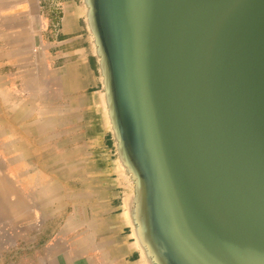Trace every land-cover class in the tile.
I'll list each match as a JSON object with an SVG mask.
<instances>
[{
  "label": "water",
  "instance_id": "1",
  "mask_svg": "<svg viewBox=\"0 0 264 264\" xmlns=\"http://www.w3.org/2000/svg\"><path fill=\"white\" fill-rule=\"evenodd\" d=\"M142 264H264V0H77Z\"/></svg>",
  "mask_w": 264,
  "mask_h": 264
},
{
  "label": "crops",
  "instance_id": "2",
  "mask_svg": "<svg viewBox=\"0 0 264 264\" xmlns=\"http://www.w3.org/2000/svg\"><path fill=\"white\" fill-rule=\"evenodd\" d=\"M0 24L33 50L26 75L55 98L52 115L68 149L56 154L77 155L58 166L64 179L31 182L29 191L15 181L13 201H0V264H142L111 169L77 0H0Z\"/></svg>",
  "mask_w": 264,
  "mask_h": 264
},
{
  "label": "rangeland",
  "instance_id": "3",
  "mask_svg": "<svg viewBox=\"0 0 264 264\" xmlns=\"http://www.w3.org/2000/svg\"><path fill=\"white\" fill-rule=\"evenodd\" d=\"M17 40L0 24V201L7 203L14 199L15 181L29 191L31 182L62 180L65 158L77 159V155L56 154L68 149L63 125L55 123L52 115L55 98L45 90V83L39 87L26 75L27 57H34L33 50L26 52L27 45Z\"/></svg>",
  "mask_w": 264,
  "mask_h": 264
},
{
  "label": "bare ground",
  "instance_id": "4",
  "mask_svg": "<svg viewBox=\"0 0 264 264\" xmlns=\"http://www.w3.org/2000/svg\"><path fill=\"white\" fill-rule=\"evenodd\" d=\"M60 157V156H59ZM61 158V157H60ZM33 173V172H32ZM48 183V182H47ZM44 185V184H43ZM35 187V186H34ZM40 200V199H39Z\"/></svg>",
  "mask_w": 264,
  "mask_h": 264
}]
</instances>
